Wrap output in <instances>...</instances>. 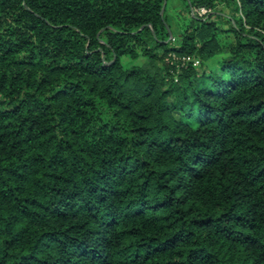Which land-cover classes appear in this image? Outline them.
<instances>
[{
	"label": "trees",
	"instance_id": "trees-1",
	"mask_svg": "<svg viewBox=\"0 0 264 264\" xmlns=\"http://www.w3.org/2000/svg\"><path fill=\"white\" fill-rule=\"evenodd\" d=\"M183 1L0 0V264H264V0Z\"/></svg>",
	"mask_w": 264,
	"mask_h": 264
},
{
	"label": "rangeland",
	"instance_id": "rangeland-1",
	"mask_svg": "<svg viewBox=\"0 0 264 264\" xmlns=\"http://www.w3.org/2000/svg\"><path fill=\"white\" fill-rule=\"evenodd\" d=\"M165 16L167 18L168 24L171 25V32L173 35L177 34V28L179 29L180 25L182 23L187 22L189 15L186 11V6L183 0H167L165 4ZM218 12H226V10L221 6L218 7L217 10ZM190 16H192L191 11H190ZM193 17V16H192ZM207 20L211 21H219L216 17H211L208 16L206 17ZM225 26V25H224ZM223 57V55H216L212 59L206 62V65L208 68L213 69L216 67L217 62ZM121 64L123 66H129L131 63L132 64H141L142 59L138 58L137 60L131 61L128 57H123L121 58ZM197 70L199 69V65L196 66Z\"/></svg>",
	"mask_w": 264,
	"mask_h": 264
},
{
	"label": "built area",
	"instance_id": "built-area-1",
	"mask_svg": "<svg viewBox=\"0 0 264 264\" xmlns=\"http://www.w3.org/2000/svg\"><path fill=\"white\" fill-rule=\"evenodd\" d=\"M210 12L211 11L206 8H197V9H192L191 14L193 17L204 18L207 17ZM170 39L171 41H174V39L172 38ZM165 62L170 66L174 67L175 74H178L180 71L187 69L189 64H192V66L194 67L199 65V60L193 55H187L185 53L178 54L174 52H171L167 55V57L165 58Z\"/></svg>",
	"mask_w": 264,
	"mask_h": 264
},
{
	"label": "water",
	"instance_id": "water-1",
	"mask_svg": "<svg viewBox=\"0 0 264 264\" xmlns=\"http://www.w3.org/2000/svg\"><path fill=\"white\" fill-rule=\"evenodd\" d=\"M165 4H166V0H164L163 6H162V11H163L164 8H165ZM191 12H192V9H191ZM166 27H167V26H166ZM167 30H168V34H169V36H171V32H170V30L168 29V27H167Z\"/></svg>",
	"mask_w": 264,
	"mask_h": 264
},
{
	"label": "crops",
	"instance_id": "crops-1",
	"mask_svg": "<svg viewBox=\"0 0 264 264\" xmlns=\"http://www.w3.org/2000/svg\"><path fill=\"white\" fill-rule=\"evenodd\" d=\"M190 11H191V10H190ZM177 31H178V32H177V34H178V33H179V29H178V28H177ZM170 32H171V30H170ZM171 34H172V32H171ZM177 34H176V35H177Z\"/></svg>",
	"mask_w": 264,
	"mask_h": 264
}]
</instances>
